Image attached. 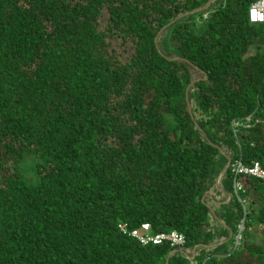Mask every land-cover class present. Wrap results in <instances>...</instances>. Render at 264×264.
<instances>
[{
    "label": "trees",
    "instance_id": "trees-1",
    "mask_svg": "<svg viewBox=\"0 0 264 264\" xmlns=\"http://www.w3.org/2000/svg\"><path fill=\"white\" fill-rule=\"evenodd\" d=\"M257 1L0 0V264H264Z\"/></svg>",
    "mask_w": 264,
    "mask_h": 264
},
{
    "label": "built area",
    "instance_id": "built-area-1",
    "mask_svg": "<svg viewBox=\"0 0 264 264\" xmlns=\"http://www.w3.org/2000/svg\"><path fill=\"white\" fill-rule=\"evenodd\" d=\"M249 22L253 25L264 24V0H258L253 3L249 8ZM252 117L247 118L246 122L240 123L234 121L233 129L235 133H238L239 128L248 129L251 127ZM232 174L234 175L233 190L234 197L242 204L246 201L242 199L243 194L246 193L244 184L242 183V177L254 178L264 181V169L259 162H255L252 166H248L243 163L242 159H236L231 162L230 167ZM118 228L120 232L133 239L138 240L143 246L148 245H163L169 244L171 248L183 250L186 246V237L176 231L170 233L154 234L152 232L150 224H143L138 230H129L127 224H119ZM244 233V221L239 225L238 235L235 241V249L240 246ZM191 264H196L191 260Z\"/></svg>",
    "mask_w": 264,
    "mask_h": 264
},
{
    "label": "rangeland",
    "instance_id": "rangeland-1",
    "mask_svg": "<svg viewBox=\"0 0 264 264\" xmlns=\"http://www.w3.org/2000/svg\"><path fill=\"white\" fill-rule=\"evenodd\" d=\"M199 26L203 27L202 21L201 19H198L197 22ZM254 53V50L252 49L249 54L252 55ZM38 162V160L36 158H33L31 156H27L26 159L24 160L23 164H22V175L24 176V178L29 181L30 183L35 184L36 181L34 179V174L32 172V168L33 166Z\"/></svg>",
    "mask_w": 264,
    "mask_h": 264
},
{
    "label": "crops",
    "instance_id": "crops-1",
    "mask_svg": "<svg viewBox=\"0 0 264 264\" xmlns=\"http://www.w3.org/2000/svg\"><path fill=\"white\" fill-rule=\"evenodd\" d=\"M223 195H225V194L221 193V196H223ZM224 197H225V196H224ZM224 197H223V198L220 197V198H222L221 200H223ZM220 198L217 197V199H220ZM227 198H229L228 200H231V197H229V196L226 195V199H227ZM221 200H220V201L218 202V204H216V205L212 202V203H213V206H215V208L219 207ZM221 204L226 205V204H228V203L225 201V202H222ZM222 224H223V223H222ZM191 259H193V258H191Z\"/></svg>",
    "mask_w": 264,
    "mask_h": 264
},
{
    "label": "water",
    "instance_id": "water-1",
    "mask_svg": "<svg viewBox=\"0 0 264 264\" xmlns=\"http://www.w3.org/2000/svg\"><path fill=\"white\" fill-rule=\"evenodd\" d=\"M212 3V2H211ZM210 3V4H211ZM209 4V5H210ZM209 5H208V7H209ZM208 7H206V9L208 8ZM230 164H231V159H229L228 160V165H227V167L225 168V170H224V172L221 174V177H223L224 175H225V173L228 171V169H229V167H230ZM168 264V263H167Z\"/></svg>",
    "mask_w": 264,
    "mask_h": 264
}]
</instances>
